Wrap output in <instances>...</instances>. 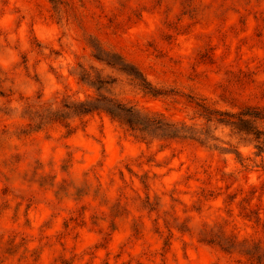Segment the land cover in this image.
<instances>
[{"label": "rangeland", "instance_id": "374dc122", "mask_svg": "<svg viewBox=\"0 0 264 264\" xmlns=\"http://www.w3.org/2000/svg\"><path fill=\"white\" fill-rule=\"evenodd\" d=\"M247 106L264 0H0V264H264Z\"/></svg>", "mask_w": 264, "mask_h": 264}, {"label": "trees", "instance_id": "16d2710c", "mask_svg": "<svg viewBox=\"0 0 264 264\" xmlns=\"http://www.w3.org/2000/svg\"><path fill=\"white\" fill-rule=\"evenodd\" d=\"M51 1H54V0H51ZM97 58L100 59V57H97ZM107 63L111 64V62H108V61ZM134 78L138 79V77H134ZM142 86L149 90L147 86L145 85H142ZM149 91L154 92L151 90ZM85 111L88 112L89 110H85ZM208 113L212 114L209 111ZM214 113L216 115L214 117L216 122L226 125V126H230L236 133H241V134H244L245 136H250L254 138L255 148L257 149L259 153H264V130L260 129L258 125V123L264 122V107L247 106V107L240 109L238 112L228 113L224 111L223 112L214 111ZM211 118H212L211 115H208L207 121H211ZM124 124H126L127 127L134 132L140 133L143 130L140 127L141 123H138L137 121L126 120ZM153 124H155L157 127L166 125V127L171 128V131H173V133L179 132V130H182V127H176L173 124L168 125V124L162 123L160 120L154 121ZM197 133L198 131L195 130L193 134L196 135ZM199 134H202V133H199ZM243 243H247V242L244 241ZM262 258H264V256L257 254V253L250 255V259L252 260V262H259V260L257 259H262Z\"/></svg>", "mask_w": 264, "mask_h": 264}]
</instances>
